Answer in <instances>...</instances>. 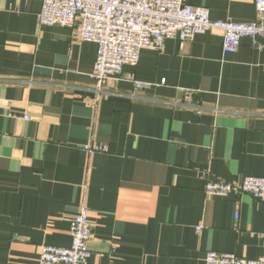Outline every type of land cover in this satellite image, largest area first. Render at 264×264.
<instances>
[{
  "label": "crops",
  "instance_id": "crops-1",
  "mask_svg": "<svg viewBox=\"0 0 264 264\" xmlns=\"http://www.w3.org/2000/svg\"><path fill=\"white\" fill-rule=\"evenodd\" d=\"M185 2L213 20H255L254 0ZM40 9L0 0V264H39L44 245L69 246L84 205L88 264L260 256L264 200L205 188L264 176V34L262 47L243 37L234 52L218 31L183 46L169 38L99 89L97 43L40 25Z\"/></svg>",
  "mask_w": 264,
  "mask_h": 264
},
{
  "label": "built area",
  "instance_id": "built-area-1",
  "mask_svg": "<svg viewBox=\"0 0 264 264\" xmlns=\"http://www.w3.org/2000/svg\"><path fill=\"white\" fill-rule=\"evenodd\" d=\"M37 1L41 2L37 14L40 25L69 27L83 41L97 43L93 76L99 89L109 79L121 78L125 65L137 64L143 48L163 51L169 38L179 39L183 46L198 33L218 31L223 36L225 52L236 51L243 37L252 38L255 46L262 47L257 37L264 34V0H254L255 20L246 23L213 20L208 8L188 4L185 0ZM146 85L135 80L136 89ZM205 191L209 196L222 197L247 192L264 200V176L246 175L239 182L211 180ZM91 229L88 208L84 205L71 220V244L67 247L44 245L39 264H88ZM203 264H264V241L263 252L256 258L209 251Z\"/></svg>",
  "mask_w": 264,
  "mask_h": 264
}]
</instances>
